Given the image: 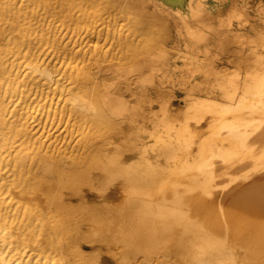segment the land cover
Masks as SVG:
<instances>
[{"label": "bare ground", "instance_id": "bare-ground-1", "mask_svg": "<svg viewBox=\"0 0 264 264\" xmlns=\"http://www.w3.org/2000/svg\"><path fill=\"white\" fill-rule=\"evenodd\" d=\"M0 264H264V0H0Z\"/></svg>", "mask_w": 264, "mask_h": 264}, {"label": "rangeland", "instance_id": "rangeland-1", "mask_svg": "<svg viewBox=\"0 0 264 264\" xmlns=\"http://www.w3.org/2000/svg\"><path fill=\"white\" fill-rule=\"evenodd\" d=\"M21 62V59H20V57H18L17 58V64L19 65V63ZM17 68H18V66H17ZM33 88L34 89H31V90H29L28 92H29V94H28V98H27V102L28 103H30L31 101H32V99L35 97V92H36V90H37V88L38 87H34L33 86ZM40 88V87H39ZM18 101H17V99L15 100V102L10 106V110L11 109H13V107L16 105V103H17ZM36 115H39L38 113H36ZM12 115L11 114H8V117H11ZM39 121V120H38ZM30 122H31V124H32V128H33V131H35V130H37V129H39L41 126L40 125H37V120L36 121H33V120H30ZM56 127L57 126H53L52 127V129H51V131H54L55 129H56ZM48 129H49V126L47 127ZM51 128V127H50ZM62 129V128H61ZM32 131V132H33ZM62 131V130H61ZM41 133V131H39L36 135H34V138L35 137H37V136H39V134ZM31 134H33V133H31Z\"/></svg>", "mask_w": 264, "mask_h": 264}]
</instances>
